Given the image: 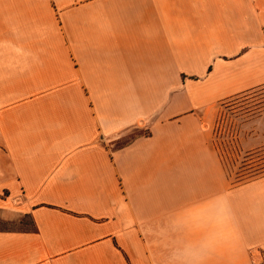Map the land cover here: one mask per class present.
Wrapping results in <instances>:
<instances>
[{
  "label": "crops",
  "instance_id": "crops-1",
  "mask_svg": "<svg viewBox=\"0 0 264 264\" xmlns=\"http://www.w3.org/2000/svg\"><path fill=\"white\" fill-rule=\"evenodd\" d=\"M261 82L264 0H0V264H264L211 140Z\"/></svg>",
  "mask_w": 264,
  "mask_h": 264
},
{
  "label": "rangeland",
  "instance_id": "rangeland-1",
  "mask_svg": "<svg viewBox=\"0 0 264 264\" xmlns=\"http://www.w3.org/2000/svg\"><path fill=\"white\" fill-rule=\"evenodd\" d=\"M211 121V140L230 184L264 175V82L220 102ZM137 132H127L114 144ZM31 227L27 216L13 222L0 219V228Z\"/></svg>",
  "mask_w": 264,
  "mask_h": 264
},
{
  "label": "built area",
  "instance_id": "built-area-1",
  "mask_svg": "<svg viewBox=\"0 0 264 264\" xmlns=\"http://www.w3.org/2000/svg\"><path fill=\"white\" fill-rule=\"evenodd\" d=\"M256 264H262V263H256Z\"/></svg>",
  "mask_w": 264,
  "mask_h": 264
}]
</instances>
